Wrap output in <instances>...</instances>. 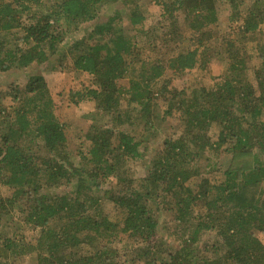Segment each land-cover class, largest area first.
Instances as JSON below:
<instances>
[{
	"label": "trees",
	"instance_id": "trees-1",
	"mask_svg": "<svg viewBox=\"0 0 264 264\" xmlns=\"http://www.w3.org/2000/svg\"><path fill=\"white\" fill-rule=\"evenodd\" d=\"M141 1L0 0V75L28 74L0 87V226L14 230L0 264H264V0H149L150 23ZM110 5L126 13L85 26ZM232 31L241 41L222 37L219 51ZM215 55L223 68L206 84ZM45 63L90 76L70 99L100 118L75 154ZM222 155L210 178L218 168L203 165Z\"/></svg>",
	"mask_w": 264,
	"mask_h": 264
},
{
	"label": "rangeland",
	"instance_id": "rangeland-1",
	"mask_svg": "<svg viewBox=\"0 0 264 264\" xmlns=\"http://www.w3.org/2000/svg\"><path fill=\"white\" fill-rule=\"evenodd\" d=\"M149 3V0H143L141 1V6L147 5ZM148 6V12L146 13V22H152L154 20V18L157 16V9L158 7L156 5H154L153 3H150ZM146 6V7H147ZM114 8L119 9L120 14H124L125 9L121 6V5H110V6H106L104 9H102L100 11V15L99 18L95 21H91L87 24H85V26L87 25H94L97 22L100 21H104L106 20V17L109 16ZM219 17L221 19L225 18L226 13L224 12L223 14H221V10L219 11ZM127 25V21L125 19V17L123 18V29H124V33L126 35H133L134 30L133 28L126 26ZM182 28V36L185 38L187 37V30L185 28H183V26L181 25ZM231 32V31H229ZM228 32V33H229ZM234 31H232L231 35L226 34H221L219 33V39L218 42H216L217 44H219V46L221 47L219 49V51L224 52V46L225 44H220L222 42V37L224 38L223 40H237V42L241 41V38L233 33ZM230 38V39H229ZM183 44L185 46H188V40H184ZM245 51H247V53H251L253 52L251 50L250 47L245 46ZM145 55H148L149 52H145ZM163 52L161 50H159L157 53H153V57L157 56L159 58H162ZM144 56V55H143ZM222 56H218L215 55L213 59H211L210 61H208L207 64V71H206V75L203 77L204 81L206 82V84H211L213 82H215L217 80V77L219 76L220 72H221V68H223V63H222ZM49 65L43 64L40 66H35L36 71H38L39 73H41L46 81L47 87L49 89L50 95L53 98V102H54V110L55 113L59 119V121L64 124V129H65V133H66V138L69 144V150L72 152V154L76 153V150L78 148H80L79 146V142L80 139L82 138V134L83 131L85 130L86 126L88 125L89 120L91 117L95 118V119H99V115H94L92 113V104L86 101H81L78 104L73 105V103H71V99H70V92H75V91H80L83 90V88L90 86V76L84 73H78V72H74L70 69H65V71L63 72H52L50 71ZM47 67V68H46ZM34 69V68H33ZM32 68L29 70L28 73H34L36 72L35 69L33 70ZM167 76L170 78V71H167ZM28 74L27 73H23V72H17V71H10L7 72L5 74L0 75V87L2 86H8L9 84H14V85H18V84H23V82H25L26 80V76ZM201 77V75H198ZM189 77V74H185V75H179V78H175L172 81V86H176V87H180L182 85V83ZM197 77V76H195ZM123 83H125V81H122ZM0 91L1 88H0ZM3 105L5 107H8L10 105H12L10 98L9 97H5V99L3 100ZM221 159H217L216 157H212L210 158V163L207 165H203L205 168V174L208 172L207 169L209 168H213V167H217L218 169H216L215 172H213L210 175V178H215L217 180H219V178H221L222 176V170L227 166L228 162H229V157L226 155H222L220 157ZM76 159L79 161V159L76 157L74 160L76 161ZM142 172H144V168L143 165L140 164L136 167V173L137 175H141ZM209 175V174H207ZM8 193V190L5 188H1L0 189V196L1 195H6ZM110 216L112 217V219H114L117 222V217H118V212L115 210H110ZM162 218V217H161ZM20 224V223H19ZM23 228V231L17 235L15 234V236L18 238L20 235L24 236V239L29 240L30 238V234L34 235L31 231H29L24 225L22 226V224H20V228ZM174 228L173 224H167L166 228H163V235L168 236L169 239L171 241H173V239H171V237L169 236V233L172 234V229ZM14 230L9 229L4 227V225L0 226V235H9L12 234L13 235ZM11 236V235H10ZM122 242H124L125 240V236L120 235ZM26 259V258H25ZM23 260L18 259L16 261H13L11 264H26V262H22ZM129 264V263H127Z\"/></svg>",
	"mask_w": 264,
	"mask_h": 264
}]
</instances>
